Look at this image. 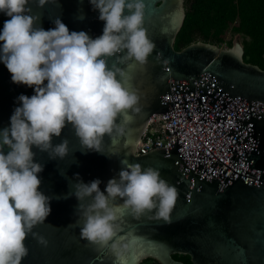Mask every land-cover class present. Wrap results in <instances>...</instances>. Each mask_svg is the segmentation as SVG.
Returning <instances> with one entry per match:
<instances>
[{
  "label": "water",
  "instance_id": "1",
  "mask_svg": "<svg viewBox=\"0 0 264 264\" xmlns=\"http://www.w3.org/2000/svg\"><path fill=\"white\" fill-rule=\"evenodd\" d=\"M144 3V27L155 48L143 66L135 61L131 67L118 65L128 73L124 86L138 96L134 107L139 111L128 110L131 122L123 113L117 117L116 125L125 132L120 135L114 128L111 136L105 134L99 146L103 153L84 149L69 123L52 138L53 145L67 139L64 159H51L32 147L34 162L43 166L38 190L49 197L51 212L32 229L47 245L29 233V253L21 264H121L108 249L81 237L83 221L73 193L75 183L94 179L105 191L110 179H118L122 161L159 170L178 191L167 223L150 218L151 213L137 219L121 209L118 237L134 240L123 264H140L145 258L185 264L172 254L187 255L190 264H264V67L244 62L236 42L221 48L195 41L174 49L183 0ZM26 7L38 18L36 27L54 28L59 18L70 32L85 31L92 38L103 33L104 22L90 0H47L42 7L38 0H28ZM8 19L0 12V31ZM115 61L109 58L108 66ZM21 94L31 97L34 88L13 83L0 62V130L10 127ZM153 114L165 118L168 143L134 155ZM80 203L86 207L91 198ZM122 203L109 199L113 207Z\"/></svg>",
  "mask_w": 264,
  "mask_h": 264
},
{
  "label": "clouds",
  "instance_id": "2",
  "mask_svg": "<svg viewBox=\"0 0 264 264\" xmlns=\"http://www.w3.org/2000/svg\"><path fill=\"white\" fill-rule=\"evenodd\" d=\"M46 2L38 0V6ZM90 3L104 22L103 33L96 38L85 31L70 32L59 18L53 21L54 28L36 27L38 18L26 7L28 0H0V12L10 17L0 31V62L13 83L33 87L35 92L31 97L18 96L20 106L10 117V127L0 130V264H21L29 253L25 244L29 233L47 245L42 236L32 233L51 212L49 197L38 190L43 166L34 162L32 147L47 152L51 159H64L67 139L53 145L52 138L59 137L69 123L84 149L101 152L105 134L111 136L114 128L120 135L125 132L116 125L117 117L123 113L131 122L128 110L139 111L134 107L138 96L124 86L128 73L118 65L131 67L129 62L135 61L143 66L155 48L144 27V0ZM111 57L116 61L110 68ZM122 164L118 179H110L105 191L99 188L101 181L94 179L75 183L73 193L83 221L81 237L108 249L121 264L134 243L118 237L121 209L137 219L151 213L150 218L167 223L178 198L176 187L159 170ZM85 198H91L86 207L80 203ZM110 198L123 203L110 206Z\"/></svg>",
  "mask_w": 264,
  "mask_h": 264
},
{
  "label": "trees",
  "instance_id": "3",
  "mask_svg": "<svg viewBox=\"0 0 264 264\" xmlns=\"http://www.w3.org/2000/svg\"><path fill=\"white\" fill-rule=\"evenodd\" d=\"M183 8L184 17L174 39V49L195 41L219 45L229 28L241 38L243 61L264 67V0H183ZM227 44L229 47L231 42ZM171 257L190 264L187 255ZM140 264L158 263L145 258Z\"/></svg>",
  "mask_w": 264,
  "mask_h": 264
},
{
  "label": "built area",
  "instance_id": "4",
  "mask_svg": "<svg viewBox=\"0 0 264 264\" xmlns=\"http://www.w3.org/2000/svg\"><path fill=\"white\" fill-rule=\"evenodd\" d=\"M165 123L162 115L153 114L149 117L145 130L135 145L134 155L144 154L154 148L167 145L168 138L164 133Z\"/></svg>",
  "mask_w": 264,
  "mask_h": 264
},
{
  "label": "rangeland",
  "instance_id": "5",
  "mask_svg": "<svg viewBox=\"0 0 264 264\" xmlns=\"http://www.w3.org/2000/svg\"><path fill=\"white\" fill-rule=\"evenodd\" d=\"M223 40H222V42L221 43H219V47H221V48H224V47H227V41H230L231 42V45L233 44V43H240V41H241V38H240V36L239 35H237V34H232L231 32H230V30H229V28L224 32V34H223ZM230 45V46H231Z\"/></svg>",
  "mask_w": 264,
  "mask_h": 264
},
{
  "label": "snow or ice",
  "instance_id": "6",
  "mask_svg": "<svg viewBox=\"0 0 264 264\" xmlns=\"http://www.w3.org/2000/svg\"><path fill=\"white\" fill-rule=\"evenodd\" d=\"M237 52L239 51V46L237 45L236 49H235Z\"/></svg>",
  "mask_w": 264,
  "mask_h": 264
}]
</instances>
